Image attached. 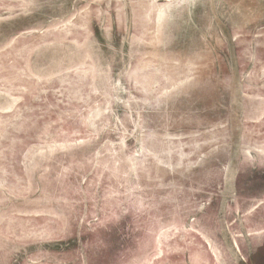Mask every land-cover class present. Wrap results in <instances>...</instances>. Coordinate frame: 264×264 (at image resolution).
I'll return each mask as SVG.
<instances>
[{"label": "water", "instance_id": "water-1", "mask_svg": "<svg viewBox=\"0 0 264 264\" xmlns=\"http://www.w3.org/2000/svg\"><path fill=\"white\" fill-rule=\"evenodd\" d=\"M0 264H264V0H0Z\"/></svg>", "mask_w": 264, "mask_h": 264}]
</instances>
